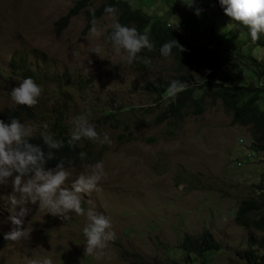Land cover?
Returning <instances> with one entry per match:
<instances>
[{"label": "rangeland", "instance_id": "obj_1", "mask_svg": "<svg viewBox=\"0 0 264 264\" xmlns=\"http://www.w3.org/2000/svg\"><path fill=\"white\" fill-rule=\"evenodd\" d=\"M77 1L0 0V116L18 106L11 90L31 77L43 94L32 108L34 116L18 119L23 124L50 128L60 120L71 134L84 117L98 133L109 135L111 144L78 142L93 151L104 148L100 162L107 174L101 191L82 194V207L86 211L94 207L109 217L116 238L102 253L89 254L83 233L86 216L70 213L68 219H61L37 202L28 205L24 218V226L33 228L30 240H6L0 264H29L45 258H51L52 264L164 261L169 249L186 235L196 237L204 231L221 245L220 251L208 255L209 264H245L236 252L248 248L250 236L257 241L264 238L234 221L238 202L256 195L259 186L264 190V153L251 151V128L232 126V114L221 101L212 104L210 99L202 115H189L179 128L171 131L166 122L157 124L165 98L155 102L142 87L172 81L178 76L175 65L160 57L147 72L133 68V63L115 53L108 39L113 21L107 13L93 23L104 30L100 37L91 34L92 28L84 32V11L58 33L56 22ZM105 1L92 0L88 8ZM128 1L133 8L185 26L196 43L230 57L231 64L221 74L231 75L236 84L240 80L246 87L264 88V47L250 44L211 0H192V7L188 0H155L150 6L141 0ZM97 47L98 55L91 52ZM260 106L264 110V93ZM111 113L120 114L117 127L104 123L103 116ZM94 164L68 162L65 167L73 170L75 179ZM10 192L11 181L0 186L3 237L15 227L9 219ZM255 248L264 257V248ZM128 254L143 259L133 262Z\"/></svg>", "mask_w": 264, "mask_h": 264}, {"label": "trees", "instance_id": "obj_2", "mask_svg": "<svg viewBox=\"0 0 264 264\" xmlns=\"http://www.w3.org/2000/svg\"><path fill=\"white\" fill-rule=\"evenodd\" d=\"M91 1H77L56 22L57 32H62L74 16L84 11L87 16L84 29L86 33L93 27L94 21L106 13L105 8L113 6L119 10L118 21L122 25L135 27L138 32L147 34L155 44V49L152 52L143 50L139 54L141 57L150 59V64L145 65L139 61L133 62L132 66L137 71L147 72L160 57L165 58L160 55L159 51L165 42L174 39L185 49V51L179 52L178 48H173L172 56L168 58L175 65V71L178 73V76L173 80L184 82L187 85L186 90L178 93L174 100H170L167 95V88L171 81L150 82L142 87L150 96L155 97V102H161L165 98V109L157 117V124L166 122L172 131L179 128L189 115H202L207 109L208 99L211 100L212 104L221 101L225 109L232 114V126L239 125L251 128L253 137L251 151L253 153H264V110L260 106L264 88L262 86L258 88L246 87L240 80L236 84L231 75H222V70L232 62L230 57L196 43L189 30L188 33L185 32V26L168 23L167 20L161 17L152 16L143 8H133L128 0H106L95 9H89ZM141 1L146 2L147 6L153 5L155 2V0ZM211 1L219 13L225 14L224 8L226 6H222L220 0ZM227 18L244 32L250 44L264 47V33H258L259 39L254 43L251 40L250 29L247 26L233 21L229 16ZM111 31L112 29L109 34ZM21 116L33 117L34 110L18 105L16 108L6 110L0 116V120L10 123L12 118L19 119ZM103 117L104 123L113 127H117L120 123L119 119L116 118L120 117L119 113L116 115L111 113ZM63 126L64 123L56 120L49 128L55 134L56 139L64 141V146L54 152L56 158L48 161L46 168H54L60 161H63L64 164L68 162L73 164L86 162L88 164L102 160L105 152L104 148L93 151L79 143L74 147L69 146L67 140L71 134ZM120 139L122 140V137ZM31 142L41 145L47 152L48 149L43 144L39 133H36ZM81 152L86 153V158L83 160L79 156ZM258 189L256 195L243 198L238 202L234 221L245 229L264 234V190L260 186ZM5 243L6 240L0 232V250L5 246ZM247 244L248 248L246 250L236 252L238 259L245 264H264V257L259 256L255 248H264V238L257 241L250 236ZM220 249L221 245L212 238L208 231H204L196 237L186 235L177 247L169 249L164 261L153 260V262H149L136 254L128 255H133L132 257L135 260L133 262H136L138 257L143 259L141 264H209L207 261L208 255L218 252Z\"/></svg>", "mask_w": 264, "mask_h": 264}, {"label": "clouds", "instance_id": "obj_3", "mask_svg": "<svg viewBox=\"0 0 264 264\" xmlns=\"http://www.w3.org/2000/svg\"><path fill=\"white\" fill-rule=\"evenodd\" d=\"M220 3L226 6L224 11L227 16L250 29L252 42L259 39L258 33H264V0H220ZM188 7H192V0H188ZM200 11L197 9L196 14L199 15ZM105 12L113 21L108 39L115 53L129 64L136 61L150 64V59L139 55L143 50L152 52L155 49L149 36L138 32L135 27L122 25L116 18L115 7L108 6ZM91 34L100 37L104 30L94 25ZM173 48H178L179 52L185 51L172 39L160 47V55L171 57ZM99 51V47L91 50L97 55ZM88 72L89 69L86 68V74ZM186 88L187 85L180 80L171 81L167 88L168 98L174 100ZM42 94V87L31 77L24 78L22 83L11 90V98L15 104L27 108L35 107ZM38 130L47 152L41 145L31 142ZM82 140L98 145L111 144L109 135L98 133L95 126L84 117L77 120L67 144L74 147ZM63 146L64 141L55 138L48 124H43L38 129L35 126H26L16 118H12L10 123L0 120V186H8L11 181V192L8 195L11 213L9 219L15 226L4 235V239L12 242L30 240L33 228L31 224L24 226V218L30 211L28 205L38 202L39 208L46 209V213L61 219H68L70 213L86 216L87 223L83 228L85 251L89 254L102 253L108 243L116 238L111 219L97 212L94 207L86 211L82 207V194L90 195L102 190L100 184L107 176L104 165L98 161L91 167L90 172H81L75 179H72L73 170L65 167L63 161L54 168H46L47 162L56 158L54 152ZM79 156L83 160L86 153L81 152ZM69 180L72 181L70 186ZM29 264H52V260H30Z\"/></svg>", "mask_w": 264, "mask_h": 264}]
</instances>
